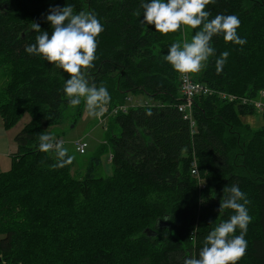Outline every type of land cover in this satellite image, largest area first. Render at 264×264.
Here are the masks:
<instances>
[{
    "label": "trees",
    "instance_id": "16d2710c",
    "mask_svg": "<svg viewBox=\"0 0 264 264\" xmlns=\"http://www.w3.org/2000/svg\"><path fill=\"white\" fill-rule=\"evenodd\" d=\"M53 6L94 13L103 24L94 66L82 72L89 86L108 89V111L128 104L130 95L152 101L110 118V177L99 176L106 148L79 180L71 177L74 160L59 167L54 150H37L39 135L52 137L50 129L71 108L63 92L69 74L25 51L42 31L51 34L46 17ZM205 10L210 19L238 16V35L247 43L213 37L215 56L191 74L214 92L195 100L193 136L178 109L182 74L163 59L172 43L188 40L185 31L162 35L142 24L141 0H0L6 81L0 115L7 130L24 114L31 116L16 137L11 170L0 174V264H185L198 256L209 231L234 214L219 212L223 190L232 185L246 193L252 218L238 264H264V123L253 128L244 121L261 116L264 122V116L220 97L255 100L264 92V0H214ZM224 51L229 57L218 73L215 61ZM83 107L81 102V116ZM195 160L199 177L192 174ZM51 186L52 192L46 190ZM159 222L168 226L157 230ZM147 229L157 237H148ZM87 231L91 242L77 244L75 238Z\"/></svg>",
    "mask_w": 264,
    "mask_h": 264
},
{
    "label": "clouds",
    "instance_id": "9594fccd",
    "mask_svg": "<svg viewBox=\"0 0 264 264\" xmlns=\"http://www.w3.org/2000/svg\"><path fill=\"white\" fill-rule=\"evenodd\" d=\"M214 0H141L144 25H154L155 31L162 35L177 33L186 29L194 30L191 40L174 42L163 57L172 70L180 74H197L207 67L209 58L215 56L213 37L223 36L226 43L244 46L245 38L238 35L241 21L236 15L218 14L209 18L211 13L205 9ZM46 17L51 25V34L42 31L35 44L26 48L30 55L41 56L44 61L69 74L64 82L63 92L68 104L75 109L83 101L89 117L101 119L111 95L104 86H89L82 69L94 66L97 59L98 37L104 31L100 19L90 12L75 13L71 6H53ZM40 32L39 25L33 24ZM229 52H221L216 59V70L222 72ZM151 111L147 115L151 116ZM37 150L49 153L54 150L59 167L72 164L74 156L63 143H53L49 134L38 137ZM220 204L219 212L231 209L227 220L215 226L203 240L197 255L187 259L185 264H238L247 250L248 225L251 216L247 205L249 200L240 187L232 185ZM239 230V235L235 233Z\"/></svg>",
    "mask_w": 264,
    "mask_h": 264
},
{
    "label": "rangeland",
    "instance_id": "374dc122",
    "mask_svg": "<svg viewBox=\"0 0 264 264\" xmlns=\"http://www.w3.org/2000/svg\"><path fill=\"white\" fill-rule=\"evenodd\" d=\"M184 31L186 36H188V40L190 41L194 30L186 29ZM3 73L4 70H0V91L6 84L5 76ZM127 103L129 107H132L137 104H152V101L146 95H130L129 101ZM110 112L111 111H108V108H106L104 116L101 119H95L88 116L85 107H83L82 116L80 115L81 112L78 106L75 109L71 107L63 111L62 124L50 129V133L54 138L53 143H63L64 147H66L72 154V156H74L75 164L71 173V177L73 179L79 180L83 177L84 172L89 167L92 158L95 157L97 153L103 148H106V150L101 156L102 167L99 170V176H112L113 168L112 163L110 161L111 153L109 149H107L108 146L106 143V140L108 138L106 128L108 127L110 121ZM262 118L263 117L261 116H254L246 118L244 121L248 124H251L253 128H260L264 123ZM30 123L31 116L26 113L12 129L19 133L20 131H23V129ZM116 133L119 134L120 130L117 129ZM80 141H86L89 144V148L87 149L84 155L78 153L76 150V144ZM52 188L53 187L51 186V189L48 188L46 190H50L52 192ZM69 231L70 234H74L73 231ZM3 238L4 236L0 235V241ZM91 240V233L87 231L81 232L80 236L76 237L74 241L77 242V244L85 246L89 242H91ZM39 251H41L40 247L36 250V252ZM80 252L82 253V249L80 250Z\"/></svg>",
    "mask_w": 264,
    "mask_h": 264
},
{
    "label": "built area",
    "instance_id": "2783aa9c",
    "mask_svg": "<svg viewBox=\"0 0 264 264\" xmlns=\"http://www.w3.org/2000/svg\"><path fill=\"white\" fill-rule=\"evenodd\" d=\"M181 94L182 104L179 106V112L183 115V120L190 125L193 136L197 134V122L195 120V100L200 97L212 96L213 90L208 86L194 81L191 74H182L181 76ZM220 97L229 103H238L244 107H249L256 110L259 114L264 116V92L261 93L258 99L238 98L233 95L220 94ZM132 100V99H131ZM129 99H127V102ZM148 106V104H147ZM131 107L128 104L120 106L110 112V118L117 116L119 113H128ZM89 148L86 141H80L76 144L78 153L84 155ZM113 156L110 157L112 162ZM192 174L194 177H199V170L197 168L196 160L193 163Z\"/></svg>",
    "mask_w": 264,
    "mask_h": 264
},
{
    "label": "crops",
    "instance_id": "0c3cea01",
    "mask_svg": "<svg viewBox=\"0 0 264 264\" xmlns=\"http://www.w3.org/2000/svg\"><path fill=\"white\" fill-rule=\"evenodd\" d=\"M147 104L151 105V103H146L142 105L137 104L135 106H144ZM19 133H21V131ZM19 133L13 129L7 130L4 127V122L0 115V174L7 173L11 170L13 156L18 151L15 140Z\"/></svg>",
    "mask_w": 264,
    "mask_h": 264
},
{
    "label": "water",
    "instance_id": "95a60500",
    "mask_svg": "<svg viewBox=\"0 0 264 264\" xmlns=\"http://www.w3.org/2000/svg\"><path fill=\"white\" fill-rule=\"evenodd\" d=\"M168 224L165 222H159L158 226H157V230L162 229L164 227H167ZM145 233L147 234L148 237H157V232L155 230L152 229H147L145 231ZM2 262V259L0 258V263Z\"/></svg>",
    "mask_w": 264,
    "mask_h": 264
}]
</instances>
